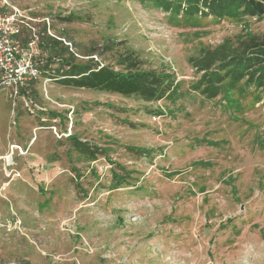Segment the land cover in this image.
I'll return each mask as SVG.
<instances>
[{"label":"rangeland","instance_id":"1","mask_svg":"<svg viewBox=\"0 0 264 264\" xmlns=\"http://www.w3.org/2000/svg\"><path fill=\"white\" fill-rule=\"evenodd\" d=\"M10 1L32 19L48 17L82 55L97 48L95 59L116 67L132 53L171 80L162 99L146 102L44 86L42 77L36 98L67 113L65 122H41L0 91V261L264 264V90L225 70L213 96L189 62L264 36V17L206 15L187 0ZM70 13L78 19L61 20ZM107 41L115 44L103 52ZM71 133L109 151L71 158ZM114 171L130 177L118 183Z\"/></svg>","mask_w":264,"mask_h":264},{"label":"trees","instance_id":"2","mask_svg":"<svg viewBox=\"0 0 264 264\" xmlns=\"http://www.w3.org/2000/svg\"><path fill=\"white\" fill-rule=\"evenodd\" d=\"M187 3L191 9L202 7V10H207L205 11L206 15H230L233 12L241 11L252 17H264V0H187ZM77 19L74 13L61 17V20L66 22ZM35 25L44 34L41 36V42L43 49L48 53L47 57H38L37 62L45 72L43 78L49 77L50 82L125 97L138 96L146 102H157L167 94L171 75L156 69H144L141 61L132 53H121L118 56L117 65L114 67L104 64L100 59H95L101 55L97 48L82 55L73 41L54 31L57 37L72 43L75 51L72 52L63 41L47 33L44 22H36ZM53 27L52 25V29ZM29 38L30 31L27 27H23L19 40L26 42ZM114 44L107 41L102 51L112 50ZM56 58L59 59L58 63L54 61ZM189 62L198 73H202L201 81L203 80V84L207 85L206 91L213 96H216L220 90L224 80L222 71L225 70L237 78L246 76L264 90V36L249 35L238 40L237 44L227 42L216 48L204 49L199 55L190 57ZM40 80L29 83L21 93L45 107V110L31 113L24 106L26 113L39 116L41 122L57 119L68 121L67 113H58L36 98L35 85ZM19 101L23 102L21 99ZM67 140L71 144L66 151L71 158L76 154L80 157L84 156L88 162H92L109 151L108 148L91 145L80 140L76 133L68 135ZM119 167L128 172L123 166L119 165ZM73 168L80 177V170L75 166ZM114 177L118 183H121L126 181L130 175L114 171Z\"/></svg>","mask_w":264,"mask_h":264},{"label":"built area","instance_id":"3","mask_svg":"<svg viewBox=\"0 0 264 264\" xmlns=\"http://www.w3.org/2000/svg\"><path fill=\"white\" fill-rule=\"evenodd\" d=\"M36 22H44L47 33L50 36L63 41L72 52H75L70 41L57 37L52 29V22L48 17L40 20L32 19L26 15L25 11L13 5L10 0H0V91H7L13 101L23 100L24 106L31 113L35 112V110H45V107L38 105L31 98L23 96L21 91L26 89L29 83L43 77L45 72L39 62H37V58L48 56L41 42V36L44 34L35 25ZM23 27H27L30 31V38L26 42L19 40ZM54 61L58 63L59 59L56 58ZM50 81L49 77H45L44 86L48 85ZM48 100L53 107L63 106L60 101L50 97H48ZM12 123L16 125V119H13ZM15 149H18L21 154L24 153V149L21 146ZM7 227L8 231L16 228L13 224H9ZM0 264L22 263L0 261Z\"/></svg>","mask_w":264,"mask_h":264},{"label":"bare ground","instance_id":"4","mask_svg":"<svg viewBox=\"0 0 264 264\" xmlns=\"http://www.w3.org/2000/svg\"><path fill=\"white\" fill-rule=\"evenodd\" d=\"M18 146L14 145L13 148H17ZM7 159L10 158V157H6Z\"/></svg>","mask_w":264,"mask_h":264}]
</instances>
